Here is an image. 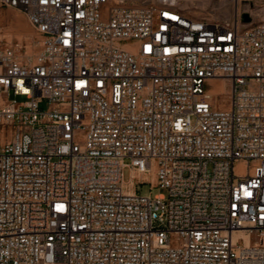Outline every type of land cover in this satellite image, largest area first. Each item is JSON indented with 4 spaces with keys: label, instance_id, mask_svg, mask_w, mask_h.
Returning <instances> with one entry per match:
<instances>
[{
    "label": "built area",
    "instance_id": "obj_1",
    "mask_svg": "<svg viewBox=\"0 0 264 264\" xmlns=\"http://www.w3.org/2000/svg\"><path fill=\"white\" fill-rule=\"evenodd\" d=\"M181 1L0 0V264H264V0Z\"/></svg>",
    "mask_w": 264,
    "mask_h": 264
},
{
    "label": "rangeland",
    "instance_id": "obj_2",
    "mask_svg": "<svg viewBox=\"0 0 264 264\" xmlns=\"http://www.w3.org/2000/svg\"><path fill=\"white\" fill-rule=\"evenodd\" d=\"M233 0H205L204 6L201 9V14H194L196 10L195 7L199 4L196 1L194 7H190L189 9L185 5L184 0L181 1V7L186 10V12L190 15L200 17V18H207L211 21L216 22H223L226 20L232 19L234 15V3ZM245 7V2L241 4V8ZM221 8L226 10V13L221 12ZM18 18V19H17ZM19 22H18V21ZM18 22V23H17ZM2 38L6 42V44L13 46L16 48L20 55L23 58L27 56L34 57L39 49H40V42L41 36L37 33L35 28L28 22V20L19 12L9 11L7 14L4 15L2 19ZM207 90H214L213 95V104L219 105L220 103L225 101V93L223 92L221 86L215 85L210 83L207 86ZM13 98V96H11ZM239 172L242 173L243 171L241 168H238ZM124 179L126 182L131 180V172L130 169L127 168L124 170ZM138 191L142 193H149L151 192L152 195H166L167 190L161 188H155L150 191V185H139ZM175 238H172L173 245L175 244Z\"/></svg>",
    "mask_w": 264,
    "mask_h": 264
},
{
    "label": "bare ground",
    "instance_id": "obj_3",
    "mask_svg": "<svg viewBox=\"0 0 264 264\" xmlns=\"http://www.w3.org/2000/svg\"><path fill=\"white\" fill-rule=\"evenodd\" d=\"M196 1L199 2V4L197 5L196 10L198 11H195L194 14L198 15V14H201L200 12V8L202 9L203 6H204V2L205 0H184L185 2V5L187 6V8L189 9L190 7H194L195 6V3ZM233 2V1H232ZM235 7V5H234ZM222 13H226V10H224L223 8L220 9ZM18 19V18H17ZM18 21V20H17ZM19 22V21H18ZM17 22V23H18ZM212 84H215V85H219L221 86L223 92L225 93V101L221 102L220 103V106L222 108H228L229 107V94H230V91L228 89V83L225 81V80H221V79H215V80H212L211 81ZM209 95L213 97L214 95V90H210L209 91ZM146 179L148 178V176H144ZM246 240L249 241L250 240V237L247 236L246 237Z\"/></svg>",
    "mask_w": 264,
    "mask_h": 264
},
{
    "label": "water",
    "instance_id": "obj_4",
    "mask_svg": "<svg viewBox=\"0 0 264 264\" xmlns=\"http://www.w3.org/2000/svg\"><path fill=\"white\" fill-rule=\"evenodd\" d=\"M243 18H244L245 22H249L250 21V18H249V16L247 14H244Z\"/></svg>",
    "mask_w": 264,
    "mask_h": 264
}]
</instances>
